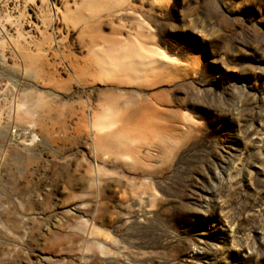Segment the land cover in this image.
<instances>
[{"label":"rangeland","instance_id":"374dc122","mask_svg":"<svg viewBox=\"0 0 264 264\" xmlns=\"http://www.w3.org/2000/svg\"><path fill=\"white\" fill-rule=\"evenodd\" d=\"M10 25L60 41L77 79L59 57L57 86L41 83L47 107L73 108L52 142L33 138L57 163L0 162V264H264V0H0ZM142 115L175 150L150 167L104 158L92 125Z\"/></svg>","mask_w":264,"mask_h":264},{"label":"bare ground","instance_id":"6f19581e","mask_svg":"<svg viewBox=\"0 0 264 264\" xmlns=\"http://www.w3.org/2000/svg\"><path fill=\"white\" fill-rule=\"evenodd\" d=\"M53 12L55 18L53 17L51 23H47L48 25L57 24L55 20L58 19L59 10L53 7ZM5 18L9 20L11 15H7ZM42 23H46V20L44 19ZM10 32H13V34ZM49 38L47 41L49 47L46 50L39 37L36 36L34 39L32 38L33 41L30 40L31 37L21 33V30L16 25H10L8 32L2 27L0 28V85L4 82L10 83L11 86L7 85V88L12 95L16 96L14 112L7 119L0 117V142L9 151L6 159L2 158L0 162L6 160L13 163L10 159L14 153L17 157L24 159L26 167L39 168V164L36 162L37 160L39 162V158L43 159L42 155L44 153L46 156L50 154V158L52 157L51 164L57 163L53 159L55 157L50 149H43L38 154L35 152L40 150V145L38 144L35 145L34 149L30 150L34 143L33 138L36 136L42 137V139L48 138L52 142L54 138L51 135L57 132L54 126L50 127L49 125L55 124V121H58L62 115H66L68 119L72 115L73 108L71 106L60 110V107L57 108L51 105L52 102L58 103L57 98L53 97V95V98L51 97L52 101H48L47 107V97L41 91V83L47 80V77L52 79L51 84H56L57 86V60L59 57L67 63L69 68L67 73L72 71L77 79V72L73 65V56L66 52L56 53V47L60 41H56L51 36ZM44 39L47 38L44 36ZM121 48L127 50L126 46H122ZM58 50H60L59 46ZM30 74L33 75L35 82L39 84L35 86L28 84V79L31 77H28ZM117 75L120 79L124 77L123 72H119ZM58 76L60 77V74ZM71 81H73V78ZM71 81H67V91H71ZM60 90H62L61 87H55L52 94ZM115 105L118 106L114 103L110 107H114ZM23 107H26V111L22 109ZM109 110H112V108H109ZM146 117L142 115L135 120L125 119L123 117L111 118L109 120L102 119L98 125L93 124L92 131H95V128H97V133H101L97 135L96 140L102 148L104 158L110 157L111 163L117 162L118 166L122 163L126 166L129 163L135 166L145 163L150 167L148 159L152 157V151L154 157L160 158L165 151L167 153L171 152V150L174 151V148H170L168 151L167 143L169 140H166L170 138L169 135H173L174 130L171 132V130L162 127V132L156 122L150 121V118ZM65 128L68 133L72 129L70 125H65ZM141 132L149 134H140ZM155 140L160 141L155 142ZM4 153L6 154V152ZM33 153H36V155ZM113 156L115 159L114 162ZM46 163L49 164L50 161H46ZM18 164H21V162ZM14 165H16V168L18 167L16 163ZM94 173L97 178L110 174L109 171V174H107L104 167L98 168ZM119 176V172L113 173V177ZM140 191L134 187L131 190V194H139L141 198L145 199L146 196H143ZM127 195L129 193L124 191L123 196L126 197ZM140 201L141 199L139 203H141ZM100 234L109 239L108 235Z\"/></svg>","mask_w":264,"mask_h":264}]
</instances>
